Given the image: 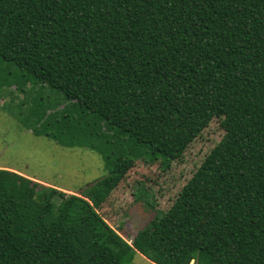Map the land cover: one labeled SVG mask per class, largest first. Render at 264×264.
<instances>
[{
	"label": "trees",
	"instance_id": "obj_1",
	"mask_svg": "<svg viewBox=\"0 0 264 264\" xmlns=\"http://www.w3.org/2000/svg\"><path fill=\"white\" fill-rule=\"evenodd\" d=\"M46 89L58 99L26 96ZM2 94L107 172L67 193L0 167V264H264V0H0ZM214 117L222 138L124 238L98 209L136 161L169 169Z\"/></svg>",
	"mask_w": 264,
	"mask_h": 264
},
{
	"label": "rangeland",
	"instance_id": "obj_2",
	"mask_svg": "<svg viewBox=\"0 0 264 264\" xmlns=\"http://www.w3.org/2000/svg\"><path fill=\"white\" fill-rule=\"evenodd\" d=\"M38 95L43 101L58 99L52 89L26 94L31 99ZM3 96L0 98V167L13 169L67 193H79L107 172L95 150L66 147L47 136L35 135L32 119L25 122L28 111L23 112L17 106L23 99L29 101L27 97L18 94L19 98L10 101L11 94L8 99ZM3 101H6L4 106ZM220 120L214 117L167 170L161 168L159 161H136L98 212L119 234L130 240L157 210H167L171 206L182 186L222 138L224 129ZM131 264L153 263L136 252Z\"/></svg>",
	"mask_w": 264,
	"mask_h": 264
},
{
	"label": "crops",
	"instance_id": "obj_3",
	"mask_svg": "<svg viewBox=\"0 0 264 264\" xmlns=\"http://www.w3.org/2000/svg\"><path fill=\"white\" fill-rule=\"evenodd\" d=\"M13 170V169H12Z\"/></svg>",
	"mask_w": 264,
	"mask_h": 264
}]
</instances>
